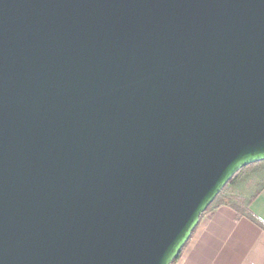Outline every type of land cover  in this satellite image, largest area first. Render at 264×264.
I'll list each match as a JSON object with an SVG mask.
<instances>
[{
	"label": "water",
	"instance_id": "water-1",
	"mask_svg": "<svg viewBox=\"0 0 264 264\" xmlns=\"http://www.w3.org/2000/svg\"><path fill=\"white\" fill-rule=\"evenodd\" d=\"M264 162V0H0V264H172Z\"/></svg>",
	"mask_w": 264,
	"mask_h": 264
},
{
	"label": "crops",
	"instance_id": "crops-1",
	"mask_svg": "<svg viewBox=\"0 0 264 264\" xmlns=\"http://www.w3.org/2000/svg\"><path fill=\"white\" fill-rule=\"evenodd\" d=\"M248 211L264 224V187ZM174 264H264V231L232 207L206 213Z\"/></svg>",
	"mask_w": 264,
	"mask_h": 264
},
{
	"label": "rangeland",
	"instance_id": "rangeland-1",
	"mask_svg": "<svg viewBox=\"0 0 264 264\" xmlns=\"http://www.w3.org/2000/svg\"><path fill=\"white\" fill-rule=\"evenodd\" d=\"M263 185L264 166H258L240 177L226 190V200L243 208L247 200Z\"/></svg>",
	"mask_w": 264,
	"mask_h": 264
},
{
	"label": "trees",
	"instance_id": "trees-1",
	"mask_svg": "<svg viewBox=\"0 0 264 264\" xmlns=\"http://www.w3.org/2000/svg\"><path fill=\"white\" fill-rule=\"evenodd\" d=\"M258 166H264V162H260V163H255L249 166L244 167L243 169L239 170L234 176L233 178L225 185V187L221 190V192L218 194V196L214 199V201L209 205V207L206 209L205 213L201 215L200 219L208 212L212 211L213 209L222 206V205H226V206H230L232 207L238 214H240L241 216L246 217L248 220H250L252 223H254L255 225H257L261 230L264 231V224L262 222H260L257 218H255L252 214L249 213L248 211V206L249 204L255 199V197L257 196V194L260 192V190L264 187V185L258 190L256 191L245 203L244 207L241 208L238 205H234L231 204L230 202H228L226 200V196H225V192L226 190L233 184L235 183L236 180H238L240 177H242L243 175H245L246 173H248L249 171H251L252 169L258 167ZM195 231V230H194ZM193 231V232H194ZM192 232V234H193ZM192 236V235H191ZM189 242V241H188ZM187 242V243H188ZM187 245V244H186ZM186 245L184 246V248L186 247ZM183 248V249H184ZM182 249V251H183ZM182 253V252H181ZM180 256V255H179ZM178 259V258H177ZM177 259L175 261L172 262V264H174Z\"/></svg>",
	"mask_w": 264,
	"mask_h": 264
}]
</instances>
